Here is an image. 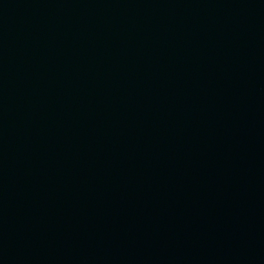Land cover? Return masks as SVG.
Instances as JSON below:
<instances>
[{"label": "water", "instance_id": "95a60500", "mask_svg": "<svg viewBox=\"0 0 264 264\" xmlns=\"http://www.w3.org/2000/svg\"><path fill=\"white\" fill-rule=\"evenodd\" d=\"M259 1L0 0V258Z\"/></svg>", "mask_w": 264, "mask_h": 264}]
</instances>
